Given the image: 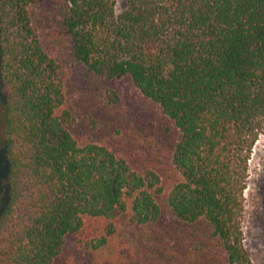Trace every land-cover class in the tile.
Here are the masks:
<instances>
[{"label":"trees","instance_id":"trees-1","mask_svg":"<svg viewBox=\"0 0 264 264\" xmlns=\"http://www.w3.org/2000/svg\"><path fill=\"white\" fill-rule=\"evenodd\" d=\"M125 76L177 131L141 165L70 130L69 83L115 104ZM0 80V264H76L65 246L85 218L107 221L91 260L254 264L242 216L264 133V0H0Z\"/></svg>","mask_w":264,"mask_h":264},{"label":"rangeland","instance_id":"rangeland-1","mask_svg":"<svg viewBox=\"0 0 264 264\" xmlns=\"http://www.w3.org/2000/svg\"><path fill=\"white\" fill-rule=\"evenodd\" d=\"M122 7L123 3L119 2L118 8ZM109 87L118 97L115 104L111 102L110 95L101 97L90 94L86 88L74 83H69L65 88L66 106L72 108L75 115L70 130L79 142L103 143L117 155L141 165L149 160L151 149L163 151L162 143L177 138L172 122L155 103L143 97L129 77L115 79L109 83ZM7 97L8 89L0 80V214L8 197L7 163L3 152V102ZM165 128L170 129L167 134L164 132ZM243 195L244 243L254 264H264V133L259 135L249 159ZM163 219L164 222L172 219L164 205ZM106 224L104 219L85 218L82 230L67 238L65 253L71 263L76 261V264H107L99 255L96 256L99 259L91 260L92 255L83 249L91 238L104 232ZM115 226L117 234L113 241L121 242L127 223L123 218H118ZM111 256L112 254L109 255Z\"/></svg>","mask_w":264,"mask_h":264}]
</instances>
